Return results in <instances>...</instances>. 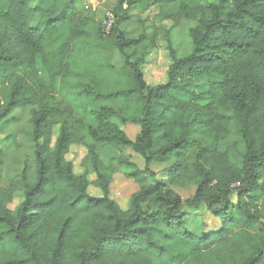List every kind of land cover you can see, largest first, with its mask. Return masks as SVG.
I'll return each instance as SVG.
<instances>
[{
	"label": "trees",
	"instance_id": "trees-1",
	"mask_svg": "<svg viewBox=\"0 0 264 264\" xmlns=\"http://www.w3.org/2000/svg\"><path fill=\"white\" fill-rule=\"evenodd\" d=\"M152 7L151 35L121 28ZM111 14L106 34L80 0H0V123L30 107L35 158L34 183L24 169L0 184V264H264V0H117ZM182 19L192 50L177 57L164 23ZM157 39L170 61L151 84ZM72 145L100 195L73 171ZM153 162L169 163L165 179ZM121 167L140 184L126 207L110 197ZM190 186L185 200L173 189ZM201 205L218 227L185 210Z\"/></svg>",
	"mask_w": 264,
	"mask_h": 264
},
{
	"label": "rangeland",
	"instance_id": "rangeland-1",
	"mask_svg": "<svg viewBox=\"0 0 264 264\" xmlns=\"http://www.w3.org/2000/svg\"><path fill=\"white\" fill-rule=\"evenodd\" d=\"M29 5L34 6L38 0H25ZM117 0H80L81 4L89 10L93 18L104 24L112 8ZM157 7H152L144 14H138L135 11L130 13V21L121 28L127 31L128 34L135 35L140 31L151 35L160 24V21L155 18ZM169 28V38L175 49L177 57L188 55L192 50V42L189 36V29L195 24L193 21L182 19L174 24L169 22L164 23ZM113 51V50H112ZM114 53V52H112ZM118 56L114 53V61L119 62ZM168 51L164 48V42L157 39L156 48L151 50L146 58V63L143 65V73L148 83L157 84L166 80V68L169 64ZM126 135L130 139H134L139 131L138 126L126 124L121 126ZM32 125L30 122V107L24 110H14L5 121L0 123V149L3 152V163L0 166V184L8 186L10 184L20 183V175L25 169L27 172V182L32 184L35 182V158L34 144L31 139ZM58 133V126L53 129V139ZM87 143H93L88 135H85ZM99 157L104 163H107V156L104 147L100 143H95ZM112 153V149L108 148ZM128 152V151H126ZM130 159L134 163L133 168L143 169L145 167L144 160L136 153L128 152ZM86 149L82 145H72L66 158L73 164L75 173H82L85 169L89 170V177L92 180L88 188L90 195H100V190L95 184V174L91 169L90 162H86ZM167 163L153 162L151 169L156 172L157 178L165 179ZM130 167H121L120 170L114 173L113 180L110 183V197L118 202L121 207H126L130 195L140 188V184L123 176L122 171H129ZM150 181V180H148ZM182 198L193 195L195 186L190 187H174L173 188ZM235 197L233 196L232 199ZM21 199L20 195L16 196L10 204L11 208ZM191 214L197 215L205 223L206 229L218 227L219 222L207 211L204 205L197 209H185Z\"/></svg>",
	"mask_w": 264,
	"mask_h": 264
},
{
	"label": "built area",
	"instance_id": "built-area-1",
	"mask_svg": "<svg viewBox=\"0 0 264 264\" xmlns=\"http://www.w3.org/2000/svg\"><path fill=\"white\" fill-rule=\"evenodd\" d=\"M113 22V15L110 13L104 22V33H109Z\"/></svg>",
	"mask_w": 264,
	"mask_h": 264
}]
</instances>
